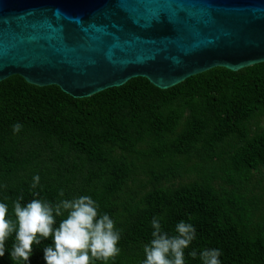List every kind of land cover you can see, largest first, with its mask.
Segmentation results:
<instances>
[{
    "label": "trees",
    "instance_id": "1",
    "mask_svg": "<svg viewBox=\"0 0 264 264\" xmlns=\"http://www.w3.org/2000/svg\"><path fill=\"white\" fill-rule=\"evenodd\" d=\"M0 185L12 218L20 196H91L120 231L108 264H142L153 217L170 234L181 220L194 225L186 264H201L205 248H219L222 264H264V63L166 90L138 77L88 98L11 76L0 82ZM13 241L0 264H13ZM50 243L33 246L30 264H45Z\"/></svg>",
    "mask_w": 264,
    "mask_h": 264
},
{
    "label": "water",
    "instance_id": "2",
    "mask_svg": "<svg viewBox=\"0 0 264 264\" xmlns=\"http://www.w3.org/2000/svg\"><path fill=\"white\" fill-rule=\"evenodd\" d=\"M264 63V0H0V82L88 98Z\"/></svg>",
    "mask_w": 264,
    "mask_h": 264
},
{
    "label": "clouds",
    "instance_id": "3",
    "mask_svg": "<svg viewBox=\"0 0 264 264\" xmlns=\"http://www.w3.org/2000/svg\"><path fill=\"white\" fill-rule=\"evenodd\" d=\"M21 127L15 124L13 132H19ZM40 179L39 175L33 176V189ZM59 195L63 197L64 192L61 190ZM22 200L20 196L12 202L14 218L8 216V204L0 202V258L5 256L6 241L13 234L8 252L13 264H30L33 246L49 238L51 243L43 247L45 264H108L119 255L120 231L109 214H98L99 204L91 196L62 198L56 203L33 198L23 205ZM57 218H62L58 225ZM161 220L162 217H153L151 221V240L143 246L142 264H186L185 250L197 238L196 228L181 220L170 234L163 229ZM188 255L197 258L198 254L192 250ZM221 255L219 248H205L199 252V259L201 264H222Z\"/></svg>",
    "mask_w": 264,
    "mask_h": 264
}]
</instances>
